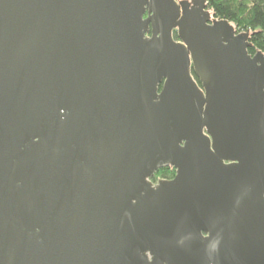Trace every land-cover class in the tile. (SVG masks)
<instances>
[{
	"label": "water",
	"instance_id": "1",
	"mask_svg": "<svg viewBox=\"0 0 264 264\" xmlns=\"http://www.w3.org/2000/svg\"><path fill=\"white\" fill-rule=\"evenodd\" d=\"M247 36L206 0H0V264H264Z\"/></svg>",
	"mask_w": 264,
	"mask_h": 264
},
{
	"label": "trees",
	"instance_id": "2",
	"mask_svg": "<svg viewBox=\"0 0 264 264\" xmlns=\"http://www.w3.org/2000/svg\"><path fill=\"white\" fill-rule=\"evenodd\" d=\"M206 5L214 19H225L237 33L248 34L249 54L264 53V0H206Z\"/></svg>",
	"mask_w": 264,
	"mask_h": 264
},
{
	"label": "flooded vegetation",
	"instance_id": "3",
	"mask_svg": "<svg viewBox=\"0 0 264 264\" xmlns=\"http://www.w3.org/2000/svg\"><path fill=\"white\" fill-rule=\"evenodd\" d=\"M183 0H176V2H182ZM194 74V73H193ZM196 80L198 82V85L201 89L204 90L203 86H202V81L199 80L198 77H196ZM162 86V84H161ZM167 172V174H166ZM176 175V169L174 167H171V166H163V167H160L159 169H157L152 177H150V180L153 182V183H157L159 180H162V179H167V180H170V179H173Z\"/></svg>",
	"mask_w": 264,
	"mask_h": 264
}]
</instances>
